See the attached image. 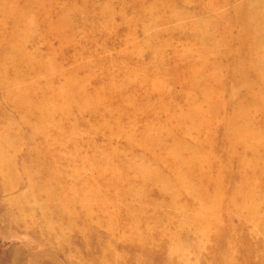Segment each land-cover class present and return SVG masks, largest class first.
Listing matches in <instances>:
<instances>
[{"label":"rangeland","instance_id":"obj_1","mask_svg":"<svg viewBox=\"0 0 264 264\" xmlns=\"http://www.w3.org/2000/svg\"><path fill=\"white\" fill-rule=\"evenodd\" d=\"M0 264H264V0H0Z\"/></svg>","mask_w":264,"mask_h":264}]
</instances>
